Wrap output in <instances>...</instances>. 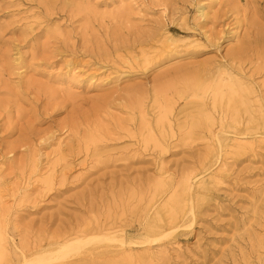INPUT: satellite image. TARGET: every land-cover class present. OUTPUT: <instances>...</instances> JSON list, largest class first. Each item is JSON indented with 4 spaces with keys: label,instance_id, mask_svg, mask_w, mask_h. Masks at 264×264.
I'll list each match as a JSON object with an SVG mask.
<instances>
[{
    "label": "rangeland",
    "instance_id": "obj_1",
    "mask_svg": "<svg viewBox=\"0 0 264 264\" xmlns=\"http://www.w3.org/2000/svg\"><path fill=\"white\" fill-rule=\"evenodd\" d=\"M230 78L247 111L217 100ZM261 114L264 0H0L8 264L67 239L62 264H264Z\"/></svg>",
    "mask_w": 264,
    "mask_h": 264
},
{
    "label": "bare ground",
    "instance_id": "obj_2",
    "mask_svg": "<svg viewBox=\"0 0 264 264\" xmlns=\"http://www.w3.org/2000/svg\"><path fill=\"white\" fill-rule=\"evenodd\" d=\"M199 8H200L199 11L201 13V17L205 18L208 15V12H207L208 3L203 2L199 6ZM91 80H92L91 85L98 86V87L100 86L99 83L95 84L97 82L95 81L96 80L95 76H92ZM228 80H229V83L224 85L226 87V92L220 93L218 91H221V88L218 85L215 87L214 92L217 97V100H219V102L223 106L230 107V109L234 113L238 111H247L248 107L250 106V103L243 96V92H242L243 82L237 78H234V79L230 78ZM110 82H111L110 80H107V81L103 80L102 84H109ZM198 87H199L198 84L191 85L187 87V89H185V92L187 93L189 91V92L197 93ZM76 90H79V89H76ZM200 93H201V90L199 88V94ZM262 127H264V114H261L258 117L253 128L259 129ZM184 188H186L185 184L183 185L182 190H184ZM185 197H186V194L184 195V192L177 193V195L172 197L167 203L168 204L166 207L167 216L164 213H160L156 215L154 222L149 223L148 233H149V236H152L151 240H154L153 236L159 235L162 229L166 225H174L177 223L178 215H179L178 212L181 210V208H183L182 207L183 204H186ZM98 229L99 227L96 230ZM86 233H87L86 230L82 231V233L78 232L77 236L80 237L82 235H85ZM108 239H110V237L105 238V240H108ZM56 244H58L56 246L57 249L54 248L55 251L53 250L48 255L41 257L39 262H53L50 264H62L61 263L62 260L69 257L70 254L79 252L81 246L85 244V242L81 239L73 240V241H71V239H67L64 242H61V240L60 241L58 240L56 241ZM3 246L5 245L0 244V264H8L9 263V259L7 261V257H9L8 251H7L8 247L6 246V248H4Z\"/></svg>",
    "mask_w": 264,
    "mask_h": 264
}]
</instances>
